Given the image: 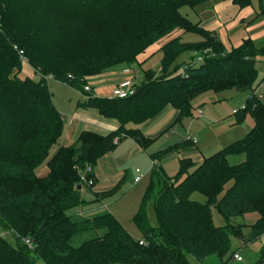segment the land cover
<instances>
[{
    "label": "trees",
    "instance_id": "trees-1",
    "mask_svg": "<svg viewBox=\"0 0 264 264\" xmlns=\"http://www.w3.org/2000/svg\"><path fill=\"white\" fill-rule=\"evenodd\" d=\"M206 1L0 0V264H38L39 260L44 264H192L188 255L199 261L215 255L224 261L231 237L243 234L245 224H234L235 216L259 213L251 234L264 233V101L253 88L264 43L248 38L227 50L217 33L181 12L184 6L194 8ZM233 2L240 7L251 4V0ZM261 4L264 11L263 0ZM176 30L202 39L185 42L179 35L164 42ZM37 39L41 44L36 46ZM160 42L161 69L146 70L133 95L100 97L85 90V76L133 64ZM208 47L216 56L187 64L183 73L177 72L178 65L171 69L183 53ZM20 50L40 72L39 80L19 75ZM49 75L89 94L79 105L117 120L118 128L107 134L84 130L74 144L51 153L64 133L65 121L53 101ZM229 89L252 91L245 108L235 114L236 122L242 123L250 112L254 126L198 165L190 158L181 159L176 176L153 167L133 217L146 244L109 210L90 217L68 214L84 203L82 173L87 166L94 170L99 159L116 148L115 137H120L119 143L133 137L148 148L155 139L138 125L156 118L167 106L178 110L175 122H180L191 114L198 96ZM180 146L153 157H163ZM233 155L245 158L232 164L229 157ZM44 164L49 172L39 176L37 170ZM86 176L95 182L94 171ZM122 183L123 179L97 196L115 195ZM195 192L206 200L193 199ZM213 205L225 218L224 225L214 222ZM2 229L13 235L16 244ZM89 231L94 235L74 243L78 235Z\"/></svg>",
    "mask_w": 264,
    "mask_h": 264
},
{
    "label": "rangeland",
    "instance_id": "rangeland-1",
    "mask_svg": "<svg viewBox=\"0 0 264 264\" xmlns=\"http://www.w3.org/2000/svg\"><path fill=\"white\" fill-rule=\"evenodd\" d=\"M252 2H253V6L257 10L261 11V8H260L261 0H252ZM195 11H196L195 7L193 8L190 6H184L181 8V12L193 22H195L196 20ZM179 31L183 32V30H176L168 38L165 37L164 40L167 41L170 37L174 38L176 36H179V34H177V32ZM201 39L202 37L200 35L191 33V32L186 33L182 37V40L185 42H195ZM40 40L41 39H37L36 40L37 43H34V44L36 46L38 45V42L41 44ZM257 44L262 45L263 42L258 41ZM195 52L202 54L204 57L216 56L215 51L210 47L205 48L203 50H193L192 52H185L178 58L176 63L172 65L171 69L174 70L175 67L178 65L177 72L183 73L185 71V66L189 64L195 58ZM189 54H191L190 58H188ZM18 55L22 62V68H21L19 75L21 77H28V78L33 79L32 76L28 75L27 69H29L31 70V72H34L35 75L40 77V72L37 70V68L33 67L29 63L28 56L22 55L20 51ZM68 58L70 57L68 56ZM161 59H162V53L160 51L159 52L156 51L154 54L150 55L146 61L138 65H135V69L133 70V73L128 75V76L133 77L134 85L135 86L139 85L143 81L145 70L152 69L154 71H159L161 69L160 67ZM260 59L263 60L264 58L262 57ZM200 63L201 62H198L196 64H200ZM116 67H118V65ZM116 67H112L106 71L107 72L113 71L117 69ZM257 67L259 68L258 69L259 74H258V78L256 79L255 83L253 84L254 89H256L259 86V84L262 81H264V63H258ZM100 74H96V75H100ZM96 75L85 76L84 79L87 81L86 85L88 84L89 81L91 82V77L96 76ZM39 77L35 78L36 81L37 79L39 80ZM47 79H49L50 85H52V83L57 84V85H53V87L51 86V89H53L52 90L53 101L55 105L57 106V108L61 110V113L64 114L63 117L65 119V130H66L70 116H72L71 114L74 112L82 113L83 110L87 109L79 105V102L85 101L86 98L81 96L78 90L70 88V86L63 84L62 81L60 80H58L59 82L56 81L57 79L54 80L55 78L52 77L51 75H49ZM88 85L92 87L91 84H88ZM251 92L252 91L248 89L247 90L229 89V90H224L221 92L208 91L198 96L193 101V108L191 110L192 111L191 114H186L183 120L180 122H174V121L171 122L170 126L172 127L168 131L161 132L160 134H158L155 140L153 141V143L147 148V150L141 153L140 156L128 161L126 165V176L123 178V183H122L120 190L115 195L103 199V201L96 200L95 203L94 202H91V203H93L95 206L99 207L100 209L104 208V207H101L103 204L112 206L115 209V211L119 214L118 216L121 218V221L125 224V226L130 228L132 232H134V234H136L137 236H141V231L134 223L132 217L135 212L134 210H139L141 201L143 198L142 197L143 192L147 189L150 183L151 169L153 168V165H154L152 158H151V154L153 156V155L160 153L161 151L166 150L167 148L171 146L177 147L179 144H181L179 148H175L169 154L163 157H160L162 160V163L160 162L158 165H156V166L162 165L165 168V172L170 177L176 176L180 170V160L179 159L180 157L185 156V152L182 151L183 146L188 141V138H190L187 125H189L191 120H197L198 124H202L204 122H207L208 120H212L214 121L212 123H215V124L208 122L206 126L211 127L214 125V127H217V129L220 127V125H228L229 127L230 122L237 119V115L233 113L232 109L234 107L236 108L242 107L245 104L246 97L248 98L251 95ZM257 93L261 96V99L264 101V87H262V89H260ZM91 94H92V90H91ZM200 108L204 109L205 116L196 118V116H199L197 110ZM88 110L94 111L95 113H98L99 115V112L94 108H88ZM172 111H175V108L171 107L169 110H167V112L160 117V120L153 125V129H155L153 133L157 132L159 128L165 129L162 123H165L167 119H169L172 116L171 115ZM104 118L105 117L101 116L99 120L103 121ZM246 120H247L246 123L249 126L251 127L254 126V123H255L254 118L250 112L247 113ZM209 123H211V125ZM117 125H119V122L117 123ZM141 125H138L137 127H140ZM129 126L133 127L134 125L129 124ZM94 128L98 129L97 127H94ZM100 132H102V134L108 133V131L103 128H101ZM211 134H214V133L206 130L205 134L203 135L204 138L203 136L200 137L201 139L203 138V140H201L202 142L198 144L199 148L202 149V146L209 147L214 143V138ZM63 138H64L63 136L60 138L57 145L54 146V148L51 150V153H53L57 149V147H59L63 143ZM130 139L131 138H128L127 140H125L127 141L126 143H129L128 141H131L132 143H134V140H130ZM244 158H245L244 155H233L229 157V161L230 163L234 164V163L241 162L242 160H244ZM199 163L200 162L196 164L198 165ZM193 168H191V170H193ZM137 169H139L141 173L143 174L146 172L147 169L149 170V172L144 175L145 177H143L139 183H135V177L138 174H140V173H137ZM88 192L92 193L93 189L88 190ZM192 198L195 200L202 201V202L206 200V197L199 192L193 193ZM79 209H80V205L75 206L68 210V214H76L77 212H79ZM212 212H213L214 222L217 225H224L226 223L225 218L218 212L215 205L212 206ZM149 216H150L151 222L155 224L156 223L155 215H154V211L152 207L149 208ZM259 216L260 214L257 212H250L244 215L235 216L233 218L234 224L236 225L245 224V225L243 226V229H241V234L243 233L241 236L233 235L231 237V247H230V251L228 252L226 256V259H227L225 260L226 264H240L241 263L231 257V255L236 254L234 253V251L240 252V254L245 259V262L241 264H246L248 262H251V263L257 262L263 259L264 233L258 237H253L251 234V224L254 223ZM3 231H4L2 232L3 235L7 239L11 240L14 244H16V239L13 237V235L7 230H3ZM93 235L94 234L90 231L82 233L77 236L74 243L78 245ZM247 241L249 243L246 244ZM251 242L253 243L252 245H250ZM213 257L219 259V257L215 255ZM188 258L192 264L202 263L198 259H196L193 255H188ZM37 263L44 264L42 260H39Z\"/></svg>",
    "mask_w": 264,
    "mask_h": 264
},
{
    "label": "crops",
    "instance_id": "crops-1",
    "mask_svg": "<svg viewBox=\"0 0 264 264\" xmlns=\"http://www.w3.org/2000/svg\"><path fill=\"white\" fill-rule=\"evenodd\" d=\"M195 8H196L195 22H200L201 25H203L207 30L217 33L221 42L223 43L224 47L227 50L230 51L233 48L239 47L243 43V41L248 38L254 40L256 43L258 41H262L264 43V11L262 9V4L260 5L261 11H259L253 6L252 0H251V4L246 7H240L239 5H236L233 2V0H209L196 6ZM177 34L182 35L183 37L186 33L179 31L177 32ZM162 44L163 43L160 42L151 45L145 52H143L138 56L137 62L133 63L132 65L130 64L119 65L118 67H116L117 69L113 71H108V72L105 71L100 75L92 76L91 82L90 81L88 82V84L92 85V93L100 97H110L113 89L118 85L120 81L128 77H131L133 79L132 76H128V75L133 73V70L135 69V65L143 63L149 58L150 55L154 54L156 51L159 52V49L162 47ZM190 56L191 54H189L188 58H190ZM259 60L262 61L261 63H264V59L263 60L259 59ZM27 72L28 75L33 77V79L39 77L35 75L34 72H31V70L29 69H27ZM47 81L49 88L52 91L53 89H51V86L53 87V85H57V84L52 83V85H50L49 79ZM62 83L66 84L64 82ZM70 88L78 90L72 86H70ZM78 92L80 93L81 96L87 99L86 96L87 93H83L80 90H78ZM170 108L171 106H167L164 109V111L156 118L140 126L141 130L144 132L146 136L155 139L158 134H160L161 132L168 131L172 127L170 126L171 122L173 121L175 122L178 116V110L176 109L175 111H172L171 113L172 116L169 119H167L165 123H162L165 129L159 128L157 132L153 133V131L155 130L153 129V125L156 122H158L160 120V117L163 114H165L167 110H169ZM233 109H236V107H234ZM202 110L203 113L202 114L198 113L199 116H196V118L205 116L204 109L202 108ZM71 115L72 116H70L67 128L66 130H64L65 131L63 133L64 135H62L64 137L63 143L59 147L70 146L74 144L79 134L84 130H91L102 134V132H100L101 128L106 129L109 133L110 131L117 129L119 126L117 125L118 121L117 120L115 121V119L105 117L103 121H100L99 118L102 115L100 113L98 115V113L88 110V108L83 110L82 113L74 112ZM236 121L237 119L231 121L229 127L228 125H220L219 127L220 129L219 128L217 129V127H214V125L211 127L206 126L208 122L211 123L214 122L212 120H208L207 122H204L202 124H198L197 120H191L189 125H187L190 138H188V141L184 144L182 150L185 152V156L180 157L179 160L183 158H190L195 163L202 162L204 158L214 154L215 152L219 151L220 149L230 144L231 142L244 137L252 127L246 123L247 121L246 119L242 123H237ZM211 123L209 124L211 125ZM94 127H97L100 130L95 129ZM206 130L214 133L211 134L214 138V143L209 147L202 146L203 149L202 150L201 148L198 147V144L202 142L201 140H203L204 138L203 135L205 134ZM201 136H203L202 139L200 138ZM128 138H131L130 140H134V143H132L131 141H128L129 143H126L127 141L125 140H127ZM193 138L196 139L198 138V139L196 142H194ZM59 147H57V149ZM56 150L53 153H55ZM145 150H147V148H143L133 137H126L125 139H123L122 142L118 143L115 149L109 151L104 156H102L93 170L95 175V182L93 186L90 188L87 185H84L81 188L84 203L80 205L79 212H77L76 214L90 217L97 212L109 210L112 211V213L121 221V218L118 216L119 214L115 211V209L112 206L103 204L101 207L104 208L100 209L91 202L95 203L96 200L103 201V199L107 198V197H98L97 194L99 192L107 191L113 188L120 180H122L126 176V165L128 161L140 156L141 153H143ZM151 158L152 161L157 160V163L153 165V167H156V165H158L160 162L162 163L161 158H155L152 156V154H151ZM160 167H162L165 170V168L162 165ZM48 172H49V167L47 164L42 165L37 170V174L39 176H45L48 174ZM148 172L149 170L147 169L144 174L142 173L143 176L141 177L140 181L142 180L143 177H145L144 175ZM140 181L138 182L135 181V183H139ZM91 189H93V192L89 193L88 190ZM134 211H135L134 212L135 215L138 210H134ZM122 224L125 226L123 222ZM125 228L130 232V234L134 238L144 239L142 232H141V236H137L136 234H134V232H132L130 228H128L127 226H125ZM247 243L249 242L247 241L246 244ZM252 244L253 243L251 242L250 245ZM234 253H238L240 255V258L238 259L235 258ZM234 253H233L234 255H231L232 258L236 259L238 262L241 263L245 262V259L240 254V252L234 251ZM225 260H227L226 257L224 258L223 261L220 258L218 259L213 256H210L200 262H202L201 264H226ZM261 261L252 262V263L248 262L246 264H256V263L259 264V262H261V264H264V249H263V259Z\"/></svg>",
    "mask_w": 264,
    "mask_h": 264
},
{
    "label": "built area",
    "instance_id": "built-area-1",
    "mask_svg": "<svg viewBox=\"0 0 264 264\" xmlns=\"http://www.w3.org/2000/svg\"><path fill=\"white\" fill-rule=\"evenodd\" d=\"M20 53L22 55H25L23 50H20ZM204 59H205V57L202 54H199L198 52H195V58L189 64H191V65L192 64H196L198 62L203 61ZM69 77H72V75H69ZM133 82L134 81H133V79L131 77H128V78L123 79L113 89L112 94H111L110 97H112V98H126L128 96L133 95L134 93H136V86L134 85ZM262 87H264V81H262L259 84V86L255 89V94L258 95L259 97H261V96L257 92L260 89H262ZM85 90L88 93H91L92 87L87 84V85H85ZM86 96H87V98H89L90 95L87 94ZM244 108H245V104L242 107L233 109V113L237 112V110H242ZM197 112L199 114H202L203 113V110L202 109H198ZM119 141H120V137L119 136L115 137L114 142L115 143H119ZM193 141L196 142L197 139L196 138H193ZM156 163H157V160H153V164L155 165ZM87 172H93V167L92 166H87L86 171L82 173V179L84 181V184L85 185H93L94 184V179L93 178H87V176H86V173ZM137 173H140V174H138L137 177L135 178V181L136 182L140 181L141 177L143 176V174L141 173V171L139 169H137ZM26 243L29 246H32V243H31V241L29 239H26ZM140 243L141 244H146V241H144L143 239H141L140 240ZM234 257L238 259V258H240V255L238 253H236L234 255Z\"/></svg>",
    "mask_w": 264,
    "mask_h": 264
},
{
    "label": "water",
    "instance_id": "water-1",
    "mask_svg": "<svg viewBox=\"0 0 264 264\" xmlns=\"http://www.w3.org/2000/svg\"><path fill=\"white\" fill-rule=\"evenodd\" d=\"M81 185L79 184V186L78 187H80Z\"/></svg>",
    "mask_w": 264,
    "mask_h": 264
}]
</instances>
